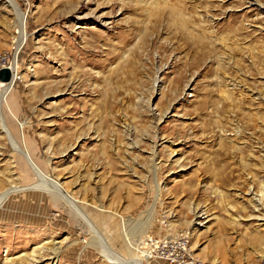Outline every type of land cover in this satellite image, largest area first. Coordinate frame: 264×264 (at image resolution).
<instances>
[{
	"label": "rangeland",
	"instance_id": "obj_1",
	"mask_svg": "<svg viewBox=\"0 0 264 264\" xmlns=\"http://www.w3.org/2000/svg\"><path fill=\"white\" fill-rule=\"evenodd\" d=\"M13 1L0 264H264V0Z\"/></svg>",
	"mask_w": 264,
	"mask_h": 264
},
{
	"label": "bare ground",
	"instance_id": "obj_2",
	"mask_svg": "<svg viewBox=\"0 0 264 264\" xmlns=\"http://www.w3.org/2000/svg\"><path fill=\"white\" fill-rule=\"evenodd\" d=\"M9 2L11 3V5L13 7H15V9H17V5L14 3L13 0H9ZM18 16H19V32H18V37H17V48L19 49L21 47V45L23 44V42L26 40L27 36H26V29H25V26H24V16H21L20 13L18 11H16ZM9 69L11 70V74H12V79L9 83H3V82H0V99H4L7 92H9V90L12 89L13 85L16 83V80L18 79V73H17V69H18V66H15V67H9ZM29 158V156H28ZM30 159V158H29ZM32 163V161H31ZM33 165V163H32ZM35 168V171H36V167ZM39 171V170H38ZM54 189L56 190V192L60 193L63 195L64 199H67L71 204L73 203L74 204V201H73V198L70 196V194L64 189L61 187V185L58 183V181L55 182V185H54ZM13 191H17V189L15 190H10V191H7V192H4L3 194H0V205L3 203V202H6L10 193L13 192ZM71 200V201H70ZM76 201V200H75ZM79 202V201H78ZM261 202V201H260ZM259 203V202H258ZM77 208V207H75ZM77 210V209H76ZM122 229H125V224H122ZM127 229V228H126ZM125 229V230H126ZM130 233V232H129ZM128 234V233H127ZM131 237V236H130ZM44 249V248H43ZM58 252V251H57ZM59 253V252H58ZM58 253L55 252V254H53L55 256V258H57V255ZM141 253L142 255L139 256V261L137 262V264H142V261L146 259V257L148 256L147 255V252L145 251H141L139 252ZM46 256V255H45ZM115 256V255H114ZM30 259V258H29ZM110 259V258H109ZM31 260V259H30ZM110 261L113 263V264H117L115 263L114 261H112V258L110 259ZM136 264V263H135Z\"/></svg>",
	"mask_w": 264,
	"mask_h": 264
},
{
	"label": "water",
	"instance_id": "obj_3",
	"mask_svg": "<svg viewBox=\"0 0 264 264\" xmlns=\"http://www.w3.org/2000/svg\"><path fill=\"white\" fill-rule=\"evenodd\" d=\"M12 79L11 70L8 67L0 69V82L9 83Z\"/></svg>",
	"mask_w": 264,
	"mask_h": 264
},
{
	"label": "built area",
	"instance_id": "obj_4",
	"mask_svg": "<svg viewBox=\"0 0 264 264\" xmlns=\"http://www.w3.org/2000/svg\"><path fill=\"white\" fill-rule=\"evenodd\" d=\"M3 67H5V66H1V68H3ZM8 68H9V66H8ZM178 264H187V261L185 259H181L180 262H178ZM191 264H201V263L198 261H194Z\"/></svg>",
	"mask_w": 264,
	"mask_h": 264
}]
</instances>
